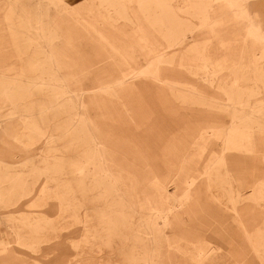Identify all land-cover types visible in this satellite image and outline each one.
Segmentation results:
<instances>
[{
	"label": "rangeland",
	"instance_id": "obj_1",
	"mask_svg": "<svg viewBox=\"0 0 264 264\" xmlns=\"http://www.w3.org/2000/svg\"><path fill=\"white\" fill-rule=\"evenodd\" d=\"M87 2L139 75L131 94L108 90L85 106V91L125 78L121 58L96 34L77 30L72 19L77 11L88 21ZM250 4L254 19L264 20V0ZM220 6L219 0H0V264H237L197 253L213 237L230 251L244 246L259 257L255 264H264V36L251 33L247 52L231 64L223 42L230 53L239 50L234 34L249 22L242 10L238 19L230 9L216 15ZM69 30L76 34L73 48L64 45ZM149 44L164 52L159 63L139 55ZM226 118L225 128L211 129ZM197 127L194 142L183 145L180 134ZM137 142L150 149L145 165ZM224 145L230 154L259 155L242 167L245 174L253 163L258 169L245 176L239 165L227 170L212 153ZM197 147H206L200 160ZM193 163L202 175L186 182L184 169ZM200 184L206 209L173 215ZM159 195H167L165 202Z\"/></svg>",
	"mask_w": 264,
	"mask_h": 264
},
{
	"label": "crops",
	"instance_id": "obj_2",
	"mask_svg": "<svg viewBox=\"0 0 264 264\" xmlns=\"http://www.w3.org/2000/svg\"><path fill=\"white\" fill-rule=\"evenodd\" d=\"M230 5L235 7L236 6V0H232L230 2ZM86 6L88 7V9H87ZM232 6H230V7H232ZM82 8L84 9L85 12L87 11L86 14L89 16V19H88V21H85V22L82 21L81 18L79 17V13L76 11L77 12L76 13L77 17L74 18L75 17L74 16L72 20H73V22L76 25H78L77 30L79 31V33H85L86 37H88V38L91 37V36H88L90 33L96 34L95 37H97L101 41V43L103 44V46H105V48L109 49V53L110 54H114V55L119 56L121 58V60L123 61V64H124L123 69H120V70L123 71L124 77H125L124 79L112 84V87H110V88L106 89L104 87H100V88L99 87H95V88H92V89H89V90L85 91L84 92V104H85V106H86V103H85L86 100H89V103L91 105L92 101L95 99V96L98 95L97 97H99L101 93L107 92L108 90L109 91H114V92H117V93L127 92V93L131 94L132 90H133V88H135L136 82H137L135 80L136 79L135 77L137 75H139V73H135L134 74L133 72L135 71V69H133L131 71V67L127 64V61H126V58H125L127 56L126 55L127 53L124 52V51L121 52L119 50V48L116 47V45H112L108 41V38H107V36L105 35V33L103 32V29H102L103 24H104V20L100 17V15L98 13H96L94 11L93 5L91 3L87 2V3L83 4ZM210 8H211V6H210ZM210 8L207 10V17L206 18H207L208 24L212 25V18L210 16ZM236 8H237V10H234L232 12L234 13L235 19H238L235 16V14H236V12L238 13L242 9H241V6L236 7ZM226 11H229V8H223V7L222 8H218L216 15H221L222 13H224ZM243 17H244V20L246 21V18H245L244 15H243ZM252 24L254 25V28H249L248 24L246 22V26H245L244 32L243 33L235 32V34H234L235 37H240L241 43H240L239 46H237V48L239 49L240 52H241V49H242V51H243V52H241L242 55L244 53H246L247 50H248V48H246L244 44H247V42L249 41V37H250L251 33H256V34L264 36V20L253 19L252 20ZM75 35L76 34H74V30L66 31V43L64 45H69L70 47L72 46L71 48H73V46H74L73 45V39H74ZM85 45H87V44H85ZM220 46H222V44ZM222 48L224 49L223 50V54L225 56L227 54H229V56H230L229 45H227V43L225 44L223 42ZM74 53L76 54L77 51H74ZM130 53L132 54V56L136 54L134 51H131ZM139 55H141L143 57V59H144V61L146 63L147 62H152V61H156L157 63H159L160 59L164 56V52L162 50H159L158 48H156L154 46V44H149L148 45V49H146L144 51L142 50L139 53ZM213 56L217 57L216 53ZM80 58H81L82 61L87 60V58H86V56L84 54ZM215 59L216 58H213V61ZM230 62H231V59H230ZM104 67L105 66H100V67H96L95 69L97 71H100L101 69L102 70L106 69L107 71H112L113 70V68H110V67L104 68ZM78 68H79V70H78L79 72L78 73H80V71H82V68H80L79 66H78ZM79 77L81 78L80 74H79ZM169 85H171V84H169ZM86 110H87V107H86ZM88 112H89V109H88ZM223 121H225V122H223ZM223 121L220 123V125L211 126L212 127L211 129H213V128H216V129L225 128L228 125V120L226 118V120L224 119ZM100 126L102 127V125H100ZM101 129H103V128H101ZM198 130H199V128L197 127V129L194 131V133H191V134H189L188 130L183 131L180 134V135H182V139H183L182 144L185 145V144H187L188 140L195 139ZM186 131H188V132H186ZM208 131L209 132L207 134L210 136L211 135L210 133L212 131L211 132H210V130H208ZM111 132L113 134H115L114 131H111ZM142 132L150 134V133H152V130L151 129H145V130H142ZM117 137L123 143H126L127 141L131 142V139L127 138L126 136H117ZM192 142H194V140ZM212 143H213L212 139H210V142H209L210 147H211ZM134 145H135V147L137 149V154L139 156V161H142V164L145 165V154H146V151H149L150 149L149 148H145L144 145H141L138 142L136 144H134ZM191 145L192 144H188L186 146H191ZM209 145H207V146H209ZM214 145H215V143L213 144V146ZM225 147H226V145L222 146L219 149V151H216V150L213 149L214 151L212 153H216L215 157L217 159H221L223 161V164L227 168V170L230 169V170L234 171L235 167H237L239 165V167L241 168V171L239 173L241 175L245 176L246 174H248L250 172L252 173L253 171H256L258 169L256 163L252 162L254 164V166H252L251 169L245 174V172L242 169V167L247 165L245 163L248 160V158H250L251 160H255V161L259 162V159H258L259 155H255L254 154L253 156H248L246 153H245V155H241V154H237V153L230 154V152L224 151ZM120 149H121V146L116 147V150H120ZM166 150L173 151V147H171V145L168 143V145L166 146ZM205 150H206V147H202V148L201 147H197V152L198 153H197V157H195V159L200 160V158L202 157V155H203ZM189 160H191V159H189ZM187 164H190V162L187 163ZM196 166L197 165L195 163H193L192 166L188 165L187 167H189V168L186 167V169H184V170H186L185 175L188 176L187 178H185L186 182H188L190 180L189 179L190 174H199V176L202 175V172H199L198 169L195 168ZM176 167H177V165H174V168H176ZM126 171L130 173V171L128 169ZM200 179L201 178H199L197 180V182H196L197 184H199L198 181ZM160 190L163 191L162 188ZM181 194H182V192L179 193V196H181ZM166 196L167 195H164L165 199L163 198V200L160 197V195H159V198L161 199L162 202H165L164 200H166ZM179 196L176 197V199L179 200L180 199ZM181 198H182V202H184L186 204V206H185L184 203H182L183 205L181 207H185V209L179 210V211L175 212L173 215H176L178 213H180V214H184L185 213V215H189L194 210V208H197L198 211H204L206 209L205 206L208 203L207 199H205L206 198V193H205V191L203 189V184L198 185L197 188H195L193 190V194H192V198L191 199H187L186 200V199H183V197H181ZM176 199H175V201H176ZM190 201H192V204H191L192 206L188 205L190 203ZM173 215H171V216H173ZM234 215H235V217L237 219L238 227L240 229H242V231L245 234L246 229H245L244 220H242L240 218V214L237 215L236 213H234ZM198 246H199V244H198ZM197 249H198L197 253L201 252V253H206L207 255H212V256H216V255L217 256H223L226 259L229 256V258L233 262H235L237 264H241V263L242 264H255V263L258 262L257 260L259 259V257L254 252H247L245 250L244 246L241 249L231 250L230 251L228 249V245H227L226 241H224V240H215V237H213V239H211V238L206 239L204 241V243L201 242L200 246ZM246 255L253 256V260H252L253 262H247ZM235 256H238V259H236ZM167 263H169V262L167 261ZM223 264H228V263H223Z\"/></svg>",
	"mask_w": 264,
	"mask_h": 264
},
{
	"label": "bare ground",
	"instance_id": "obj_3",
	"mask_svg": "<svg viewBox=\"0 0 264 264\" xmlns=\"http://www.w3.org/2000/svg\"><path fill=\"white\" fill-rule=\"evenodd\" d=\"M220 1V3H221V6L219 7V8H226V7H229V9H230V11H234V10H237V8L236 7H239V6H241V8H242V14L245 16V18H246V20L249 22V28H254V25L252 24V20L254 19V17H253V14L256 12V11H254L253 10V7L251 6V2L253 1V0H236V6L235 7H233L232 5H230V2L232 1V0H219ZM90 6V5H89ZM230 6H232V7H230ZM87 7V6H86ZM87 9H88V7H87ZM84 10V9H83ZM86 10V9H85ZM73 11H75V10H73ZM87 12V11H86ZM91 12V11H90ZM77 13V12H76ZM92 14V13H91ZM74 18H76V17H74ZM241 52H243L242 51V49H241ZM239 50H233L232 51V53H230V55H231V57L232 58H230L231 59V63L232 64H236V63H238L239 62V58H238V54H242ZM161 54V53H160ZM160 62V61H159ZM132 79V78H131ZM130 80V79H129ZM128 80V81H129ZM131 82V81H130ZM121 85V84H120ZM100 88V87H99ZM234 107V106H233ZM245 111V110H244ZM85 121L87 122V120L85 119ZM217 131V130H216ZM215 131V132H216ZM186 132H188V131H186ZM209 132V131H208ZM225 132V131H224ZM211 134V133H210ZM227 135V134H226ZM252 140V139H251ZM252 142V141H251ZM198 153V152H197ZM196 160V159H195ZM196 162V161H195ZM197 176V175H196ZM200 178V177H199ZM108 179H109V177H108ZM192 179V178H191ZM198 179V178H197ZM191 183V182H190ZM189 183V184H190ZM195 183V182H194ZM184 184V183H183ZM191 185V184H190ZM195 185V184H194ZM192 186V185H191ZM197 186V185H196ZM195 186V187H196ZM189 188H191L190 186H189ZM189 191V190H188ZM184 192V191H183ZM189 192H191V191H189ZM188 192V193H189ZM196 192V191H195ZM185 193H187V192H185ZM191 194V193H190ZM191 196V195H190ZM165 199V198H164ZM206 199V198H205ZM180 200V199H179ZM187 200V199H186ZM165 201V200H164ZM193 201V200H192ZM196 201V200H195ZM182 203H184V202H182ZM183 205V204H182ZM184 205L186 206V204L184 203ZM189 205V204H188ZM180 206V205H179ZM192 206V205H191ZM178 207V206H177ZM181 207V206H180ZM188 207V206H187ZM192 208V207H191ZM170 209V208H169ZM168 212V211H167ZM186 212V211H185ZM169 213V212H168ZM185 214V213H184ZM177 215V214H176ZM162 218H164V217H161V219ZM163 220V219H162ZM169 220H170V218H167L166 217V220H165V222H166V226L169 224ZM165 226V227H166ZM246 233V232H245ZM202 247V246H201ZM200 254H201V252H200ZM205 254V253H204ZM195 258V257H194ZM200 260V259H199ZM203 264V263H202Z\"/></svg>",
	"mask_w": 264,
	"mask_h": 264
}]
</instances>
